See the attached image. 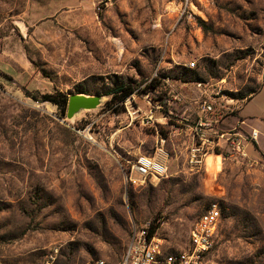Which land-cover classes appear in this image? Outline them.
I'll list each match as a JSON object with an SVG mask.
<instances>
[{
	"label": "rangeland",
	"instance_id": "rangeland-1",
	"mask_svg": "<svg viewBox=\"0 0 264 264\" xmlns=\"http://www.w3.org/2000/svg\"><path fill=\"white\" fill-rule=\"evenodd\" d=\"M128 82L137 93L108 102ZM78 89L100 104L67 118L45 100ZM204 99L222 131L257 130L245 157L193 136ZM158 149L165 174L130 183ZM214 202L205 263L264 264V0H0V264L55 246V264H116L134 225L183 251Z\"/></svg>",
	"mask_w": 264,
	"mask_h": 264
},
{
	"label": "built area",
	"instance_id": "built-area-1",
	"mask_svg": "<svg viewBox=\"0 0 264 264\" xmlns=\"http://www.w3.org/2000/svg\"><path fill=\"white\" fill-rule=\"evenodd\" d=\"M194 67V62L187 64ZM202 115L198 116L195 124L191 127L193 136L200 140L201 146L211 148V144L219 145V139L224 140V144L233 150L237 155L245 157L247 155V145L250 141L256 142L258 132L251 129L248 134L239 130L222 131L212 129L216 119H211V111L214 107L209 100L201 101ZM158 155H142L136 158L130 165L128 181L133 185H141L162 177L167 169L166 161L163 158L165 153L158 149ZM221 219V211L217 203L210 206L201 214L190 230L188 248L183 251L164 253L162 242L154 234L149 235V228L146 226L132 227L130 239L116 264H206L205 255L210 251L215 233ZM58 248L52 247L45 255L42 264H55ZM90 264H107L98 258Z\"/></svg>",
	"mask_w": 264,
	"mask_h": 264
},
{
	"label": "trees",
	"instance_id": "trees-1",
	"mask_svg": "<svg viewBox=\"0 0 264 264\" xmlns=\"http://www.w3.org/2000/svg\"><path fill=\"white\" fill-rule=\"evenodd\" d=\"M182 79L185 81H192V80H195L196 78H193V77L192 78H185V77H183ZM78 92L84 93V94L86 93L85 90H80V89H78ZM136 93H137V91H136V88L134 87V83L128 82V83H123V84H118L116 86H113L109 90L103 92V95H106V96L109 95L110 96L108 102L117 101L122 105L128 97H130L132 94H136ZM86 94H89V93H86ZM254 94H255L254 91H250L247 93V95H244L243 97L248 96L247 99L248 98L250 99ZM68 98H69V96H67L66 94L59 93L55 97L54 96H47L45 98V100L50 101L51 103L56 105L60 109V111L62 113H64L66 110V107H67ZM114 109H115L114 111L116 113H118L123 108L121 106V107H117ZM155 227L156 226H154V225L150 226L149 235L153 234ZM46 254H47V252H46ZM46 254H44V257Z\"/></svg>",
	"mask_w": 264,
	"mask_h": 264
},
{
	"label": "water",
	"instance_id": "water-1",
	"mask_svg": "<svg viewBox=\"0 0 264 264\" xmlns=\"http://www.w3.org/2000/svg\"><path fill=\"white\" fill-rule=\"evenodd\" d=\"M101 95H88L84 93H76L69 95L66 107V117L71 118L74 113L79 110L95 109L101 101Z\"/></svg>",
	"mask_w": 264,
	"mask_h": 264
},
{
	"label": "crops",
	"instance_id": "crops-1",
	"mask_svg": "<svg viewBox=\"0 0 264 264\" xmlns=\"http://www.w3.org/2000/svg\"><path fill=\"white\" fill-rule=\"evenodd\" d=\"M166 83H168L167 84V87L169 88V89H171V90H176V85L177 84H175V83H173L172 81L173 80H170V79H168L167 78V80L165 79L164 80ZM171 81V82H170ZM179 82H181V81H179ZM182 84H186V83H188V82H181ZM135 95H133V97H134ZM252 98V97H251ZM250 98V99H251ZM176 99H178V100H176ZM249 99V100H250ZM130 100V99H129ZM174 100L175 101H177L176 102V104L178 105V107H179V109L180 110H182V113L183 114H186L187 112H188V108H189V104H188V102L182 97V96H180V94H178V93H176L175 92V95H174ZM156 107L159 109V112H162V108H161V106L160 105H156ZM154 109H155V107H153ZM138 111V110H137ZM155 112H156V110H155ZM200 114L202 115L203 113H202V111H200V113H198V115H197V118H198V116H200ZM189 114L187 113V116H188ZM147 117H149V120L147 119ZM145 119H146V122H152V119H155L156 120V118L154 117V110L152 109V106H151V109H149L147 112H145V117H144ZM143 118V119H144ZM164 118V117H163ZM197 118H196V120H197ZM196 122V121H195ZM191 128V127H190ZM212 129H219V127H218V125L216 124V123H213V125H212Z\"/></svg>",
	"mask_w": 264,
	"mask_h": 264
}]
</instances>
